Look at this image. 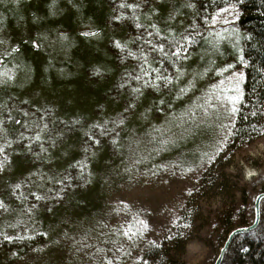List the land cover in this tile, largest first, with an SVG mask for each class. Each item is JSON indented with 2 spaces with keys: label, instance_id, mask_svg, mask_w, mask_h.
Segmentation results:
<instances>
[{
  "label": "rangeland",
  "instance_id": "1",
  "mask_svg": "<svg viewBox=\"0 0 264 264\" xmlns=\"http://www.w3.org/2000/svg\"><path fill=\"white\" fill-rule=\"evenodd\" d=\"M240 15L212 0H0V264H139L192 193L168 261L212 263L220 218L248 219L264 189V130L227 146Z\"/></svg>",
  "mask_w": 264,
  "mask_h": 264
},
{
  "label": "trees",
  "instance_id": "2",
  "mask_svg": "<svg viewBox=\"0 0 264 264\" xmlns=\"http://www.w3.org/2000/svg\"><path fill=\"white\" fill-rule=\"evenodd\" d=\"M229 2H236L241 10L238 25L241 28L240 39L243 44L242 53L246 63L243 95L227 145L231 147L233 152L235 148L255 141L264 130V0H212V4L215 6ZM112 60L111 56L105 54L97 64L103 68L106 65H110ZM219 158L213 161L203 173L199 188L204 186L206 181L209 180L208 176L212 169L220 164L219 160L221 158ZM261 191H264V189L258 192ZM258 192L254 194V197ZM263 202L264 200L260 204L261 219L256 229L233 238L221 264L229 255L232 264H264ZM194 204L192 193L187 197L176 225L162 238L160 243L151 246L144 253L139 264H171L168 260L173 259L177 251L183 252L190 238L193 216L195 210H197L196 208H191ZM252 206L253 201L249 218L241 220L237 225L232 224L228 216L220 218L219 222L222 224L223 230L219 248L233 228L248 225L251 222ZM215 258L211 264H213Z\"/></svg>",
  "mask_w": 264,
  "mask_h": 264
},
{
  "label": "water",
  "instance_id": "3",
  "mask_svg": "<svg viewBox=\"0 0 264 264\" xmlns=\"http://www.w3.org/2000/svg\"><path fill=\"white\" fill-rule=\"evenodd\" d=\"M262 200H264V191L258 192L253 199L251 222L248 225L235 227L227 234L226 239L224 240L222 246L219 248L218 254L213 264L222 263L225 253L228 250L233 238L241 234L249 233L256 229L261 219L260 204Z\"/></svg>",
  "mask_w": 264,
  "mask_h": 264
},
{
  "label": "snow or ice",
  "instance_id": "4",
  "mask_svg": "<svg viewBox=\"0 0 264 264\" xmlns=\"http://www.w3.org/2000/svg\"><path fill=\"white\" fill-rule=\"evenodd\" d=\"M123 6V5H122ZM119 19V18H118ZM137 27H139V25H137ZM153 27H155V26H153ZM84 35H96V33H84ZM117 47H121V45L119 44V42H117ZM16 49H14V51H15ZM161 51H163V48L161 47V49H160ZM180 51H181V49H177V51L176 52H174V53H172V55H174V56H179V53H180ZM229 67H232L231 65H229ZM145 74H147V73H145ZM243 78V76H242V74H241V79ZM136 79H139V77H137ZM157 80H164L165 82H167V83H170L171 81H170V78H168V77H163V76H157ZM133 91L134 92H139V89H133ZM232 99H238V98H236V97H234V98H232ZM236 111V109L235 108H233V112H235ZM121 123H122V121H121ZM98 127V126H97ZM91 138V137H90ZM35 139L36 140H39L40 139V136L39 135H37L36 137H35ZM96 143H99V141L97 140V141H95ZM4 151V149L2 148V147H0V152H3ZM5 159H6V157H5ZM3 168V162H0V169H2ZM16 188H19L20 187V185L19 184H17L16 186H15ZM37 199H42V197H37ZM5 207V205L3 204V202L2 201H0V208H4ZM46 235V234H45ZM125 235H127V233H125ZM4 239H6V240H11L12 238L11 237H8V236H5L4 237ZM108 264H112V262L111 261H108Z\"/></svg>",
  "mask_w": 264,
  "mask_h": 264
}]
</instances>
